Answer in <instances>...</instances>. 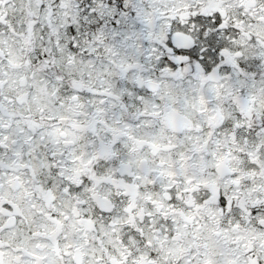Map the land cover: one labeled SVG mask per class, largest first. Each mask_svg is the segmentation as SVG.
Returning a JSON list of instances; mask_svg holds the SVG:
<instances>
[{"label": "snow or ice", "instance_id": "snow-or-ice-1", "mask_svg": "<svg viewBox=\"0 0 264 264\" xmlns=\"http://www.w3.org/2000/svg\"><path fill=\"white\" fill-rule=\"evenodd\" d=\"M0 264H264V0H0Z\"/></svg>", "mask_w": 264, "mask_h": 264}]
</instances>
